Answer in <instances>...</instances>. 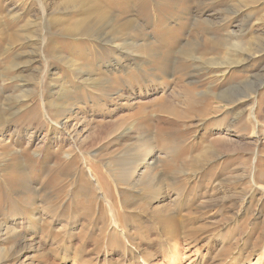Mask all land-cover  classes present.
<instances>
[{
	"label": "rangeland",
	"instance_id": "1",
	"mask_svg": "<svg viewBox=\"0 0 264 264\" xmlns=\"http://www.w3.org/2000/svg\"><path fill=\"white\" fill-rule=\"evenodd\" d=\"M260 189L264 0H0V264H262Z\"/></svg>",
	"mask_w": 264,
	"mask_h": 264
},
{
	"label": "bare ground",
	"instance_id": "2",
	"mask_svg": "<svg viewBox=\"0 0 264 264\" xmlns=\"http://www.w3.org/2000/svg\"><path fill=\"white\" fill-rule=\"evenodd\" d=\"M84 23V22H83ZM110 38V37H109ZM108 40V39H107ZM109 44L110 45H113V46H117L116 44H115V40H114V38H112V39H110L109 41ZM237 46V45H236ZM245 50V49H244ZM256 50V49H255ZM260 52H262L261 50L259 51H254L253 49H250L247 53H248V55L245 57V59H243L245 62H249V60H252V58H254L257 54H260ZM226 65L227 66H229V65H231V64H229V63H226ZM245 83V82H244ZM243 83V84H244ZM246 85V84H245ZM249 86V85H248ZM163 106V103H162V105L160 106V107H162ZM163 109H164V111L166 110V111H168L169 110V106L167 105V106H165V107H162ZM47 121L48 122H50L48 119H47ZM61 122L59 121H57L55 124L56 125H61L60 124ZM64 125V124H63ZM129 130L130 129H127V130H125V132L124 133H127V132H129ZM153 153V152H152ZM158 158L156 159V157L153 155V157L152 156H148V157H146L145 159H144V161H141V163H139L140 164V167L137 169V172H136V175L134 176V177H131L130 179H128V181H129V186H131V187H133V188H135V189H137L138 187H141V185L143 186L145 183H149V182H151V184H152V187H154V188H158V186H159V184H161V178H160V175H159V165H158ZM253 169H254V167H252ZM252 169V170H253ZM87 170H88V174H89V176H90V179H91V182L94 184V186L96 187V189H98V196H97V199L99 198V199H103V200H105V197H106V194H105V192H104V189H105V186H104V183H103V180L98 176V173L95 171V170H91V169H88L87 168ZM254 171H252V173H253ZM127 173V172H126ZM129 174V173H128ZM251 175V179H250V182H251V184L253 183V181H254V179H252V174H250ZM249 175V176H250ZM242 177V176H241ZM240 177V178H241ZM254 177V176H253ZM237 179V180H241V179ZM244 179H245V177H243ZM101 180V181H100ZM254 188H255V186H253ZM260 190H262V194L264 193V189H260ZM255 191V190H254ZM252 192V191H251ZM264 196V195H263ZM107 198V197H106ZM264 198V197H263ZM106 201V200H105ZM107 202V201H106ZM258 202V201H257ZM201 205V204H200ZM201 206H203V207H201ZM200 207H201V209H204L205 208V206L204 205H201ZM208 206H209V204H208ZM108 214H109V216H110V225L113 227H116V228H120V230H118V232L121 234V236L127 241V239L129 238V234H128V232L125 230V228H121V226H119V224H118V222H117V216H116V214H117V211L115 210V208L114 207H112L109 203H108ZM119 219V218H118ZM120 222V221H119ZM115 229V228H114ZM130 231V230H129ZM6 234V233H5ZM113 234V236H115V234L114 233H112ZM160 234V233H159ZM167 241V240H166ZM166 241L164 242V246H165V248H166V251H168V253H169V255L171 254V252L173 251V250H171L170 249V246H172V244L170 245V243H166ZM128 242V241H127ZM169 242H170V240H169ZM162 245V246H163ZM165 251V250H164ZM174 252V251H173ZM168 255V256H169ZM170 257H171V259H173L174 260V264H177L176 263V259H175V256H173V255H170ZM170 257L168 258L169 260H171L170 259ZM262 258V257H261ZM139 259V258H138ZM245 259V258H244ZM233 261V260H232ZM172 262V261H171ZM17 263V262H16ZM235 263V262H234ZM245 264V263H243V261H240V263H237V264ZM261 263V262H260ZM173 264V263H172ZM262 264H264V260H263V262H262Z\"/></svg>",
	"mask_w": 264,
	"mask_h": 264
}]
</instances>
